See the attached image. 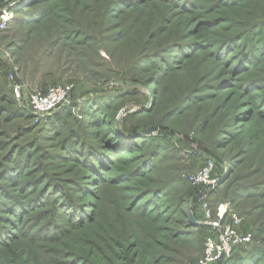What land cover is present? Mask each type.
<instances>
[{
	"label": "rangeland",
	"instance_id": "374dc122",
	"mask_svg": "<svg viewBox=\"0 0 264 264\" xmlns=\"http://www.w3.org/2000/svg\"><path fill=\"white\" fill-rule=\"evenodd\" d=\"M226 226L212 264H264V0H0V264H195Z\"/></svg>",
	"mask_w": 264,
	"mask_h": 264
},
{
	"label": "built area",
	"instance_id": "2783aa9c",
	"mask_svg": "<svg viewBox=\"0 0 264 264\" xmlns=\"http://www.w3.org/2000/svg\"><path fill=\"white\" fill-rule=\"evenodd\" d=\"M18 86H14L16 96H19ZM69 85H53L47 89L38 91L31 95V108L40 114H50L60 104L67 100L70 93ZM213 161L208 159L203 166L192 176V182L197 185H208L213 182ZM251 233H240L237 230L226 226L218 232L215 237H208L205 240L203 253L195 264H212L228 255L238 245L246 243L251 239Z\"/></svg>",
	"mask_w": 264,
	"mask_h": 264
},
{
	"label": "water",
	"instance_id": "95a60500",
	"mask_svg": "<svg viewBox=\"0 0 264 264\" xmlns=\"http://www.w3.org/2000/svg\"><path fill=\"white\" fill-rule=\"evenodd\" d=\"M152 129H148L147 131H151Z\"/></svg>",
	"mask_w": 264,
	"mask_h": 264
},
{
	"label": "trees",
	"instance_id": "16d2710c",
	"mask_svg": "<svg viewBox=\"0 0 264 264\" xmlns=\"http://www.w3.org/2000/svg\"><path fill=\"white\" fill-rule=\"evenodd\" d=\"M46 88H44V90H45Z\"/></svg>",
	"mask_w": 264,
	"mask_h": 264
}]
</instances>
